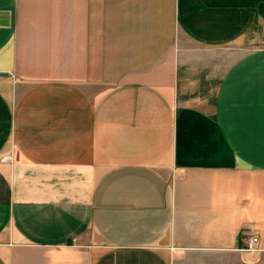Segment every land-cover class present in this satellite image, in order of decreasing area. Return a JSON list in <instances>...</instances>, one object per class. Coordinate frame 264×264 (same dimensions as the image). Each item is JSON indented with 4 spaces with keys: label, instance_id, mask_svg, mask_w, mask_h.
I'll list each match as a JSON object with an SVG mask.
<instances>
[{
    "label": "crops",
    "instance_id": "1",
    "mask_svg": "<svg viewBox=\"0 0 264 264\" xmlns=\"http://www.w3.org/2000/svg\"><path fill=\"white\" fill-rule=\"evenodd\" d=\"M0 264H264V0H0Z\"/></svg>",
    "mask_w": 264,
    "mask_h": 264
},
{
    "label": "rangeland",
    "instance_id": "2",
    "mask_svg": "<svg viewBox=\"0 0 264 264\" xmlns=\"http://www.w3.org/2000/svg\"><path fill=\"white\" fill-rule=\"evenodd\" d=\"M41 10L39 4L33 5V11ZM39 13V12H38ZM83 22V21H81ZM67 24L66 20H47V19H34V20H19L18 27L20 32L24 34L18 36V57L20 58L21 65L18 67L20 75L33 77L37 81H44L45 76H55L58 80H70L73 74V67L69 68L57 67L41 68V63H72L71 55L69 52V59H66V46L68 40L77 39L79 43L86 44L88 36H64L59 34L57 28H63ZM31 31L32 35L25 37L26 31ZM62 33V32H61ZM28 39L29 45H22L20 42ZM33 41V42H32ZM27 43V42H26ZM36 80L34 82H36Z\"/></svg>",
    "mask_w": 264,
    "mask_h": 264
},
{
    "label": "built area",
    "instance_id": "3",
    "mask_svg": "<svg viewBox=\"0 0 264 264\" xmlns=\"http://www.w3.org/2000/svg\"><path fill=\"white\" fill-rule=\"evenodd\" d=\"M239 252L246 257L257 259L263 253V250L259 247V240L251 233H247L245 247L240 249Z\"/></svg>",
    "mask_w": 264,
    "mask_h": 264
}]
</instances>
